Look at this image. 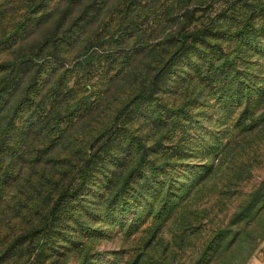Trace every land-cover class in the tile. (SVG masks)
Listing matches in <instances>:
<instances>
[{
  "label": "rangeland",
  "instance_id": "obj_1",
  "mask_svg": "<svg viewBox=\"0 0 264 264\" xmlns=\"http://www.w3.org/2000/svg\"><path fill=\"white\" fill-rule=\"evenodd\" d=\"M0 264H264V0H0Z\"/></svg>",
  "mask_w": 264,
  "mask_h": 264
}]
</instances>
